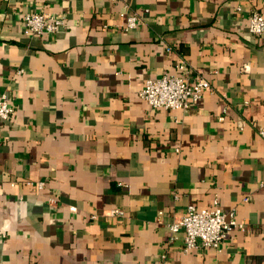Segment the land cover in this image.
<instances>
[{
	"label": "crops",
	"instance_id": "1",
	"mask_svg": "<svg viewBox=\"0 0 264 264\" xmlns=\"http://www.w3.org/2000/svg\"><path fill=\"white\" fill-rule=\"evenodd\" d=\"M262 8L0 0V94L14 106L0 120V264H264V34L247 28ZM31 10L63 21L25 36ZM123 12L139 24L125 29ZM181 61L209 81L196 102L139 96ZM213 200L242 227L217 249L169 240L188 204Z\"/></svg>",
	"mask_w": 264,
	"mask_h": 264
},
{
	"label": "built area",
	"instance_id": "2",
	"mask_svg": "<svg viewBox=\"0 0 264 264\" xmlns=\"http://www.w3.org/2000/svg\"><path fill=\"white\" fill-rule=\"evenodd\" d=\"M124 28H135L140 21L133 12H123ZM63 18L46 11H28L22 16L21 29L25 36L53 33L61 25ZM247 28L251 34H264V8L252 10L247 15ZM22 69L17 72H22ZM209 81L200 74H192L184 61L177 63L174 74H164L155 78H147L139 92V96L155 108L186 109L196 102L203 91L209 90ZM14 106L5 93L0 94V120L13 117ZM264 136V132H260ZM43 183L39 182L41 187ZM111 214L121 215L119 209H112ZM242 227L231 211H223L216 200L211 207L201 208L188 204L184 213L168 225L169 240L182 234L184 249L197 246L218 248L222 238L232 228Z\"/></svg>",
	"mask_w": 264,
	"mask_h": 264
}]
</instances>
